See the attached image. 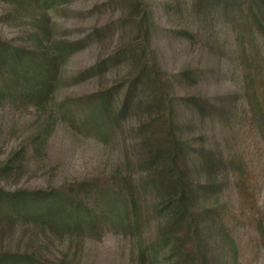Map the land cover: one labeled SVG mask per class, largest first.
Masks as SVG:
<instances>
[{"label":"trees","instance_id":"16d2710c","mask_svg":"<svg viewBox=\"0 0 264 264\" xmlns=\"http://www.w3.org/2000/svg\"><path fill=\"white\" fill-rule=\"evenodd\" d=\"M71 1L0 0L17 26L29 29L20 45L0 39V109L17 114L34 111L37 116L36 133L29 139L32 146L26 149L28 145L23 144L11 153L0 172L15 176L24 169L30 154L42 153L57 124L58 112L72 127L99 131L114 129L144 108L154 112L135 126L141 151L137 165L145 178L139 186L131 177L117 173L116 181L108 187L91 180L33 191L0 187V232L14 227L37 228L77 246L81 241H100L108 231L141 236L145 217L152 212L160 220L153 242L163 250L168 248L165 260L170 264H244L225 209L232 186L231 192L241 200L238 216L248 220V212L254 210L249 206L255 205L252 176L245 161L232 151H216L207 144L195 149L191 137L184 133L175 110L178 98L172 92L178 82L197 81L198 71L187 68L172 75L160 67L158 51L152 45L156 22L146 0H125L131 12L130 24L124 30L135 37L73 77L74 83H81L117 66L124 70L119 87L94 93L86 100L57 103L59 92L67 85L64 74L68 61L84 51L89 40L104 39L108 30L102 27L77 40L57 33L53 17ZM175 5L170 2L163 7L164 12L172 13ZM177 6L175 13L192 15L200 28L208 23L212 29L213 22L231 27L235 40L230 52L243 83L241 95L248 123L264 138V0H191ZM200 28L176 33L195 44ZM188 101L195 119L226 120L233 114L218 111L206 98L196 96ZM148 192L162 198L161 207L152 211L145 207ZM234 220H238L236 215ZM261 226L259 223L258 228ZM160 256L156 249L145 247L136 264H157ZM0 264H75V259L0 251Z\"/></svg>","mask_w":264,"mask_h":264},{"label":"rangeland","instance_id":"374dc122","mask_svg":"<svg viewBox=\"0 0 264 264\" xmlns=\"http://www.w3.org/2000/svg\"><path fill=\"white\" fill-rule=\"evenodd\" d=\"M146 2L156 22L152 45L158 51L160 67L172 75H178L187 68L198 71L197 81L178 82L172 92V96L178 98L175 110L184 133L191 137L195 149L207 144L216 151H232L245 161L252 176L250 187L253 188L255 205L249 206L254 210L248 212V220L244 222V217L238 216L241 200L231 192L232 186L228 188L231 194L225 211L229 213L227 219L232 222L243 263L264 264V138L248 123L249 116L241 95L243 83L230 52L234 47L235 34L229 25L221 26L213 22L212 29L208 23L200 28L192 15L184 17L175 13L179 9L177 5L191 0ZM170 2L176 5L172 13H166L163 7ZM128 7L125 0H72L55 13L53 23L57 33L71 40L87 38L96 29L108 28L104 39L89 40L87 48L68 61L64 74L67 85L59 92L57 103L86 100L94 93L119 87L124 70L117 66L109 67L105 75L81 83H74L73 77L107 58L135 37L130 30H124L130 24L131 11ZM199 28L200 39L195 44L176 33L185 29L197 31ZM28 31L25 26L18 27L9 15L8 6L0 3V39L20 45ZM196 96L216 104L218 111L230 110L233 114L230 113L226 120L218 117L207 121L195 119L190 113L188 99ZM153 115V110L143 108L119 126L114 125V129L104 127L98 131L72 127L60 118L58 112L57 124L42 153L30 154L24 169L15 176L0 172V187L8 191H33L84 180L108 187L116 181L114 177L117 173L121 177H131L132 182L139 186L145 176L137 165L141 151L136 127ZM36 123L34 111L17 114L0 109V169L11 153H16L23 144L28 145L26 149L32 146L29 139L36 133ZM152 193L146 195L145 207L149 211L161 207L162 198ZM235 215L238 222L234 220ZM145 218L147 222L141 236L117 235L108 231L100 241H81L77 246L70 245L68 240L53 233H42L37 228L14 227L0 232V251H29L54 260L74 258L75 264H136L138 253L147 247L149 251L150 248L156 249L161 255L157 264H170L165 260L168 248L163 250L153 242L160 223L159 216L155 217L151 212ZM259 223H262L261 228H258Z\"/></svg>","mask_w":264,"mask_h":264}]
</instances>
